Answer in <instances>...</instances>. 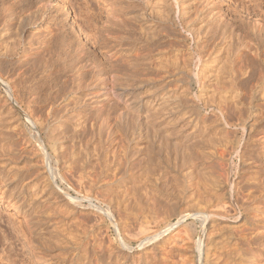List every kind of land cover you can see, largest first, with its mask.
<instances>
[{
  "label": "rangeland",
  "instance_id": "rangeland-1",
  "mask_svg": "<svg viewBox=\"0 0 264 264\" xmlns=\"http://www.w3.org/2000/svg\"><path fill=\"white\" fill-rule=\"evenodd\" d=\"M111 1L0 0V20L10 11L45 13L19 38L0 21V264H193V249L178 250L186 227L200 256L202 236L212 240L208 263L194 264H264V215L241 207L237 193L264 174V43L258 48L250 34L264 25V0H162V48L179 54L180 67L164 74L165 98L146 102L150 91L138 100L141 91L108 98L89 86L74 110L67 87L75 76L64 59L77 56L78 68L89 65L82 80L100 83L124 71L116 36L126 29L138 37L115 17L124 10L120 0L115 8ZM213 10L226 22L245 20L223 43V56L205 49L204 33L196 32ZM45 46L61 60L46 71L30 67L39 52L47 55ZM196 159L205 184L204 175L190 173ZM207 173L224 183L216 189L212 182L211 192L225 188L234 197L231 216L211 213ZM193 208L202 216L196 230L190 214L183 218ZM43 231L47 244L34 239Z\"/></svg>",
  "mask_w": 264,
  "mask_h": 264
},
{
  "label": "bare ground",
  "instance_id": "bare-ground-1",
  "mask_svg": "<svg viewBox=\"0 0 264 264\" xmlns=\"http://www.w3.org/2000/svg\"><path fill=\"white\" fill-rule=\"evenodd\" d=\"M161 1L162 0H120V2L118 1L119 3H117V5L119 4L120 7L124 10L122 11V9H119L122 11V16H120V15L116 16L117 14L115 13L116 19L123 22L122 24H124L126 21H128V23L130 22L132 24V26L134 27V29H133L134 33H137V35H138V37H133L134 35H130L131 34L130 30H127V32H126V29H125V31H123L124 30L123 29L122 30L123 33H121V34L118 32L120 35L116 36L117 50H116L114 56L119 54L118 56H120V58L122 59V62L124 63L123 65L125 66V68L123 67L124 71H122L118 75H116L117 74L116 73L115 75L113 74L111 77H102L101 76L99 78L100 83L88 84V82L86 83L85 80L84 81L82 80L83 75H85V74L82 75L81 69H82V67L85 68V66L89 67V65H85L86 63L85 64L82 63L84 66L81 65L80 68H78L76 66L77 61H75V58L77 56L73 57L71 55L73 58H72V60H70L68 58V57H70V55H68L67 58L64 59V60H66L65 62H67V65L65 63L66 66L64 65V67H68V71L73 72V75L75 76L74 78H72V76L70 77L71 82H70L69 87H67L68 93L69 94L71 93L74 96V99L72 100L74 110H77L81 107V105H80V104H82L81 100L84 99L83 97L86 95V87L88 88L89 86L90 87L92 86V88L97 92V95H100V96L105 95L108 98H110V97L112 98L113 96L121 97L123 95H127V96L132 95L134 97L136 91H141V92L137 93V97H136L137 99L134 98L135 100L141 99L140 97L143 98V97L147 96L146 93H148L149 91H150V93L148 95L149 98L147 99L146 102H155L156 99L158 102V100H162L165 98V96H166V92H165L166 91V84L163 81V77H164V74L170 73L168 71L169 66H175L174 69H178V67H179V65H178L179 54H177L175 52L174 56H171V53H170L171 51L169 52L167 50H163V48H162L163 45H162L161 41L164 38L165 33L163 32L164 34H162L163 29H161V28H163V27H159V26H162L163 22L165 21L166 4H164L165 2L161 3ZM207 1L209 3H211L214 0H207ZM44 6L46 7V5H44ZM115 6H116V3H114L112 0L111 1V7L115 8ZM256 6H258V4ZM39 8H40V6H39ZM147 10H149L150 12L148 13ZM113 11H114V9H113ZM115 12H116V10H115ZM117 12H119V11H117ZM213 12H215V11L213 10ZM7 15L8 16L6 18H5V16H6L5 15L1 19L2 21L5 19L4 23L3 22L1 23V26L4 27V30L6 29L7 32L2 30L3 29L2 27H1L2 28L1 30L4 31L5 34L9 33L8 36H10L13 33V31L18 32V33H16L17 35H19V34L22 35L23 32H25L29 27H31L33 24L38 22V20L41 19L45 15V13L40 12V10H35V11H30V12H28V10H27V11H23L21 13L10 11L9 13H7ZM121 17H123V18H121ZM223 17L224 16H222V14L219 11H216L215 13H213V16H210L209 18L207 17L208 19L211 18L209 21L212 23H216V26L213 28L211 27L212 29L210 30V29H208L209 28L208 24L210 22H208L205 26H199L202 30H199V28H197L199 31L198 30L196 31L197 34L203 35V33H204L205 36L203 35L201 40H204V38H205L207 41V45L204 47L205 49H206V47H207V49L211 48L213 50V53L214 52H222V56L226 51H228V53H229V49H227L226 45L224 46L223 43L226 41L227 38L229 39V37L231 39H233L232 37L237 35L236 30L241 29L245 24V20H243V19L240 20L241 21L240 24H238V23L236 24L233 22L234 20L233 21L230 20V22L227 20L228 22H226V18L223 21V19H224ZM43 18H45V17H43ZM121 22H119V24ZM126 23H125V25H126ZM130 23H129V25H130ZM44 27H45V24H44ZM48 28H50V27L48 26L46 29H48ZM128 28H130V27H128ZM158 28L161 29V33H160V29H158ZM249 29H250V27H249ZM251 29H253V28H251ZM15 32L13 33V35L15 34ZM250 34H252V36L257 40L258 48H261L263 45L262 43H264V25H262V26L260 25V26L256 27V29L254 28V31ZM1 36H3V35H1ZM197 36L198 37H196V38L198 39L199 35H197ZM16 37L19 38L20 35L16 36ZM9 39L10 38H8L7 40H9ZM14 39H15V37H14ZM4 40H5V37H4ZM11 40H12V38H11ZM18 40L19 39H17L16 41L18 42ZM23 40H25V39H23ZM16 41H15V44H16ZM12 43H14V42H12ZM24 43H26V42H24ZM4 44L8 47V45L6 43H4ZM10 44H11V42H9V45ZM198 44L199 43H197V45H196L198 52L202 53L203 48H201L200 45H198ZM17 45H18V43H17ZM17 45H15L16 49H17ZM260 45H261V47H260ZM19 47H21V46H19ZM39 47H41V46H39ZM8 48H7V50H8ZM46 48L43 47L42 49L41 48L40 49L42 51L43 50L45 51ZM51 48L52 47H49L50 50H48V48L46 49L48 51L47 55H49V57H46L47 55H43V57H41V53L38 51L39 55L37 54L36 59L34 57V59L37 61V64H36V61H34L33 63L31 61L32 66L30 65V67L34 68V66L39 65L38 67L40 70L46 71L49 66L51 67V65L53 66V64L58 63L59 60H61L60 57H62V56H60L59 58L57 57V59H54V58H56V57H54V53L56 51H54L53 48H52L53 50H51ZM11 49L13 50L12 46H11ZM11 49L9 48L8 51H10ZM16 49H14L15 52H17ZM26 49L27 48L25 47L24 51H26ZM32 51L33 50H31L30 52H32ZM263 51H264V49H263ZM27 52L29 53V51H27ZM38 52H36V53H38ZM67 54H69V53H67ZM262 54L264 55V53H262ZM29 56H28V58H29ZM28 58H26V59H28ZM29 59L31 60L33 58H29ZM62 60H63V58H62ZM77 60H79V58ZM68 61H70V62L68 63ZM24 62H25L24 60L22 61V63L20 61L21 64H23ZM26 62L30 63L29 60H27ZM26 62L24 63V65L26 64ZM26 65L29 66V64H26ZM92 65H94V64H92ZM20 67H21V65H20ZM20 67L18 65L15 68L20 69ZM23 67H21V68H23ZM76 67H77V69H76ZM59 68L61 70H63L61 68V66ZM23 69L27 70V69H25V67ZM23 69H22V71H23ZM17 71H19V70L17 69ZM28 71H29V69H28ZM24 74H25V72H24ZM84 79H85V76H84ZM109 85H111V86H109ZM151 89H153V90H151ZM133 111H135L134 113L138 115V112H139L138 110H133ZM260 119H262V118H260ZM183 140L184 139H182V141ZM182 150H183V148H182ZM183 153L184 152L182 151V154ZM201 154H202V152H201ZM193 158L194 157H192V159ZM183 159H185L184 156H183ZM189 160H191V157ZM185 161H187V159H185ZM194 161H195V163H194ZM194 161H192L193 164L191 163L192 166H190L191 167L190 173H192L194 176H195V174H197L198 176H199V174L205 176L206 174H201V173L198 174V172H197L198 165L196 164V161H198V160L196 159ZM200 165L203 167L202 163ZM205 168H204V171H205ZM198 170H202V169L200 168ZM195 172H197V173H195ZM205 173H206V171H205ZM207 175H209V173H207ZM209 176H210V180L208 181V185L210 187H208L206 185L208 189L206 188L205 190H209V188H212L211 187L212 182L217 181L216 180L217 178L216 179L213 177H212L213 179L211 178V176H212L211 174ZM207 177L205 176V178H203V176H202V178L204 180V184H205V182H207L206 181ZM217 177H219V176H217ZM196 178H197V176H196ZM221 178H223V177H221ZM250 178H252V177L250 176ZM254 178H255V182L257 181V184L255 185L256 187L251 186L254 189L250 188V185L248 188L244 187V186L240 187L239 185H237V189L239 190V191H237V193L239 195H241V199L243 200L242 205H240V206L245 208V209L251 208L249 210L251 212L256 213V215L254 214L253 216L257 217L258 214L264 215V209L258 206V203L259 204L264 203V174H259V175L257 174L256 177L254 175ZM201 180L198 177V180H196L195 183H197V185L200 186V183L202 182ZM220 181H221V179H220ZM220 181H217L216 189H217L218 185L224 184L222 182H221L222 184H220L219 183ZM214 184L215 183H213L212 186H214ZM220 187H222V186H220ZM218 189H219V187H218ZM215 191H214V193L211 191L210 192L207 191L208 192L207 194H210V196L208 195L209 197L207 196V198H209L208 202L213 203V208L210 209L211 213L218 214V215L224 214V215L231 216L233 214V212L236 211V207L233 204V201H234L233 198L234 197L233 196H227V194L225 193V188H223L220 191L221 193H217V191L216 192ZM204 192L202 194L199 191H197V192H195V194L197 195L198 198L205 200L206 198L204 199V197H203L205 194ZM248 202H251V203L249 204ZM191 211H192L191 213L185 212V213H187V215L184 213L183 218H186V216H188L190 214L189 216H191L193 218L191 224L194 227L193 229L196 230L197 221L199 220L198 218H200L202 216L199 214L197 209L193 208ZM203 220H204V218H203ZM184 226L186 227L187 225H184ZM41 228H43V227H41ZM182 232L185 235L182 236V238H181L182 244H180V247L178 250H181L182 254L184 256H186L185 254H188L189 249H191V251L193 249L194 253L192 251L193 254L190 255V257H189L193 260V264L195 262H197V260H201L203 262L205 259H206V262L208 263L209 254L211 252V248L209 245L210 242L212 241L211 236H208V233L205 234V237L202 236L203 247L205 250H204V255L200 256L197 252L199 244H198V240L196 239V235L194 234V235L189 236V234L187 233V227L183 228ZM36 235H41V237H43L45 239V244H47L49 241H51L50 236L46 237L44 231L43 232H35L34 233V239H35ZM42 235H44V236H42ZM63 261L64 262H62V263H65V264H73L74 259H67V260L64 259ZM206 262H205V264H206ZM46 264H48V263H46Z\"/></svg>",
  "mask_w": 264,
  "mask_h": 264
}]
</instances>
